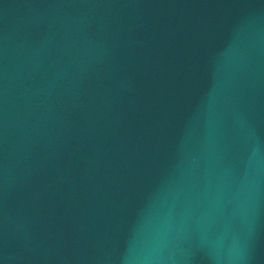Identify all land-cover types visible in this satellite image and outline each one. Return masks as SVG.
I'll return each mask as SVG.
<instances>
[{
  "label": "water",
  "instance_id": "obj_1",
  "mask_svg": "<svg viewBox=\"0 0 264 264\" xmlns=\"http://www.w3.org/2000/svg\"><path fill=\"white\" fill-rule=\"evenodd\" d=\"M0 264H264V0H0Z\"/></svg>",
  "mask_w": 264,
  "mask_h": 264
}]
</instances>
